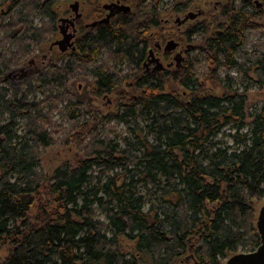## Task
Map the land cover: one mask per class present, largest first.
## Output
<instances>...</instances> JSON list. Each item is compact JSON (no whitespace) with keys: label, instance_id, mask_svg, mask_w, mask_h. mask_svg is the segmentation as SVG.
Segmentation results:
<instances>
[{"label":"trees","instance_id":"1","mask_svg":"<svg viewBox=\"0 0 264 264\" xmlns=\"http://www.w3.org/2000/svg\"><path fill=\"white\" fill-rule=\"evenodd\" d=\"M62 1L0 3V248L8 247L0 264H221L253 252L260 245L254 203L264 197V102L247 123V91L221 72L253 73L249 80L262 89L264 42L247 50L244 30L205 39L195 50L202 63L182 64L172 75L181 95L165 90L161 71L143 66L155 21L120 16L9 87L4 72L56 34ZM259 19L257 33L264 30ZM7 43L14 49H4ZM81 80L99 95L123 86L131 92L114 113L76 126L83 108L69 87ZM205 83L221 94L205 93ZM39 92L46 96L36 101ZM59 106L72 124L65 137L64 122L52 116ZM112 121L131 136L123 146L102 138ZM226 127L234 131L231 145L216 141ZM57 143H76L82 159L47 176L40 157Z\"/></svg>","mask_w":264,"mask_h":264},{"label":"rangeland","instance_id":"2","mask_svg":"<svg viewBox=\"0 0 264 264\" xmlns=\"http://www.w3.org/2000/svg\"><path fill=\"white\" fill-rule=\"evenodd\" d=\"M3 0H0V3ZM79 2V8L80 13L82 14V18L77 21L76 23V29L77 33L74 34V38H79L82 33L86 32L87 29H84V26L86 24H89L94 21V19L97 17V14L100 12V8L102 4L109 3L111 0H69V1H62L55 7V12L57 15L56 20V27L57 32L47 42L46 44L42 45L39 50L35 53H33L29 58H27L25 61L20 63V65L16 68H13L11 70H8L4 72L5 79L9 84V87L15 88L20 82H22L24 79H32L34 77L35 71L38 70H46L51 64H55L57 61L56 59L60 56V52L56 47H54L52 50L49 51V46L52 42L61 39V35L58 31V25L60 22L58 20L60 18H69L70 16L73 17V12L70 9V5L74 2ZM98 12V13H97ZM264 17V16H263ZM262 20L260 19V22ZM39 18L34 19V26H39ZM82 29V30H81ZM85 31H84V30ZM77 35V36H76ZM154 41L161 38L163 35H165L162 32L154 31ZM178 36H182L181 32L178 33ZM1 37V35H0ZM257 41L264 42V30L258 33L256 36ZM181 45L183 48L186 47L187 43H191L193 45V50L189 55L185 56V63L191 62V63H202V59L199 55H197V51H195L198 47H200L204 41L205 38L203 35L194 37L190 41H185L182 39ZM76 44V42H75ZM152 44V46H153ZM151 46V47H152ZM3 49V46L0 47V50ZM4 49H10L13 50L14 46L7 43L4 47ZM247 50H251V45L246 47ZM69 51L66 53L68 54ZM157 56V55H156ZM161 62L165 68H167V71L161 72V75L164 76L166 79V91H174L178 92L181 95L184 94V91L173 81L172 75L173 74H179L181 71L177 70L174 65L171 67H167L168 64L173 61V58L171 57L166 58L162 57ZM116 69L122 70L124 73L128 72L129 70L125 66V64L121 65H114ZM152 65V69H153ZM200 70H202V65L200 66ZM183 71V68H182ZM123 73V74H124ZM221 76L225 77L226 75H229L230 78H235L233 88L238 89L240 92L246 90L247 91V105H246V111H247V123L251 121V118L249 116L257 113L259 108L261 107L262 103L264 102V87L260 90L256 89L254 85L251 83L249 78H253V73H249V77H244L238 75L237 72H221ZM87 81L81 80L74 82L69 88L71 91H73V94H77L80 96V103H82V117L76 120V126L84 124L85 121L90 120L91 117H94L95 119L103 118L107 116L109 113H114L118 107V104L120 100H127L128 94L131 92V89L127 86H123L120 88L121 90L115 93L110 94H96L94 86L90 85L92 83H89ZM91 82V80H90ZM205 93H213L216 95L221 94V90L218 86L212 84V83H205L204 84ZM53 92H56V89H53ZM125 94V95H123ZM46 95L39 93L33 94L32 98H35L36 101L43 100ZM124 98V99H123ZM60 112H54L53 113V120L56 121V124H59L61 122H64V131L60 133L61 137H65V134L69 132L72 124L66 122V120L62 119L64 113L62 110V107L59 106ZM103 124V121H102ZM102 125L99 124L98 128H100ZM71 131V130H70ZM247 131V129L244 130V132ZM234 131L230 129V127H226L220 135L216 138V141L222 143L231 145L232 144V138L230 137ZM102 138H109L111 140L117 141L120 143V146H123L122 140L124 138H130L131 136L126 130V127L124 124L118 123L116 121H112L108 126H105V129L102 132ZM84 143V142H83ZM82 152L79 150L78 145L76 143H69V144H60L57 143L56 145L49 147L45 150H43L42 155L40 157V171L49 176L51 175L57 168L61 167L63 164H68L70 167H75L77 162L82 159ZM264 206V197L254 203V213L257 216L258 210ZM34 213V211H32ZM125 250L131 251V246L133 245L131 242H127L125 244ZM8 253V247L4 246L0 248V263L1 261L7 256ZM238 253H245L242 251H239ZM237 253V254H238ZM230 257V256H229ZM223 259L221 261V264H225L227 259Z\"/></svg>","mask_w":264,"mask_h":264},{"label":"flooded vegetation","instance_id":"3","mask_svg":"<svg viewBox=\"0 0 264 264\" xmlns=\"http://www.w3.org/2000/svg\"><path fill=\"white\" fill-rule=\"evenodd\" d=\"M76 2L78 3L79 17L74 21V24L62 23L60 19L63 18H60L58 20L60 22L58 25L59 34L60 29L64 30L65 28L66 34L72 33L73 38L77 33L76 23L82 18V14L79 2ZM99 10L94 21L86 24L84 29L89 30L99 25H106L117 20L120 16L133 17L139 24L145 21H155L154 26L147 27L149 33L146 37L150 42L143 66L147 71L155 69L165 72L167 68L161 62L162 57L169 59L172 57L173 61L167 67L174 65L177 69L185 62V56L193 50L191 43H187L183 48L182 39L187 42L194 37L203 35L207 41L219 38L228 31L241 32L244 30L249 42L245 47L255 43L258 33L253 28L258 26L260 15L264 16V0H111L109 3L102 4ZM111 12V17L105 22ZM154 31L162 32L165 35L153 44ZM180 32L181 37L178 36ZM73 38L72 41L75 43L78 38ZM171 42L172 44H169ZM167 47L170 49H166ZM53 48L54 46L52 48L49 46V51ZM152 65H154L153 69ZM158 65H162L163 69H157Z\"/></svg>","mask_w":264,"mask_h":264},{"label":"water","instance_id":"4","mask_svg":"<svg viewBox=\"0 0 264 264\" xmlns=\"http://www.w3.org/2000/svg\"><path fill=\"white\" fill-rule=\"evenodd\" d=\"M70 9L74 13V16L70 19H60V22L64 23L67 22L68 24H74V21L79 17V14L77 13L78 9V3L74 2L70 6ZM107 8H111L110 6H106ZM111 14L107 16L105 19V22L108 21L109 17H111ZM66 28L60 29V34L62 38L60 40H57L53 42L50 47L53 46L57 47L58 51L60 53H65L67 51H74V43L72 41L73 34L65 32ZM169 44H172L169 43ZM166 49H170L167 47ZM157 69H163L162 65H158ZM255 228L257 230V233L260 238V245L253 251L249 253H238L234 254L233 256L229 257L225 264H264V206H262L257 213L256 221H255Z\"/></svg>","mask_w":264,"mask_h":264}]
</instances>
